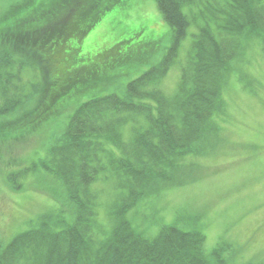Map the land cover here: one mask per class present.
Wrapping results in <instances>:
<instances>
[{
	"label": "trees",
	"instance_id": "obj_1",
	"mask_svg": "<svg viewBox=\"0 0 264 264\" xmlns=\"http://www.w3.org/2000/svg\"><path fill=\"white\" fill-rule=\"evenodd\" d=\"M88 1L9 0L3 3L8 9L3 4L0 9V145L5 147H0V166L16 171L7 176L18 172L22 182L38 172L39 179L34 178L30 188L27 184L22 187L23 192L33 189L49 201L44 213L24 215L16 221V232L9 223L7 239L0 240V264H236L231 244L223 242L209 251L205 248L202 225L196 224V219L185 222L181 216L174 224L160 225L156 235L145 237L131 228L125 217L129 210L151 205L161 194L189 184L185 160L204 152L200 144L206 147L202 138L216 127L213 118L222 110L220 91L233 63L248 39L257 38L264 45V5L261 0H154L170 28L172 41L167 53L118 92L97 96L88 94L94 88L90 71L63 78L61 66L58 77L55 73L44 76L48 60L39 55L53 54L52 47L42 51L40 41L59 37L64 21L78 13L73 11L75 6ZM92 1L96 0L89 4ZM123 5L124 1L119 3V7ZM189 13L195 14L193 24L198 31L181 69L178 91L169 99L158 84L186 36ZM76 52L78 48L62 49L57 55L70 67ZM33 61L35 66L29 64ZM25 66L41 67L49 85L42 90L48 97L47 106L39 108L30 125L23 127L14 122L28 113L23 100L27 94L20 89L17 77ZM28 93L37 94L34 89ZM65 115V126H54ZM131 115L143 117L148 127L135 135L136 145L126 153L112 134L119 123H127L121 117ZM54 127L57 131L44 139L41 154L29 159L30 166L11 161L14 148L31 138L44 137ZM107 145L114 150L104 164L101 155L108 153ZM106 171L117 180L119 198L109 209L110 227L102 229V239H97L93 230L95 196L89 187ZM0 174H4L1 169ZM7 183L12 190L21 189L16 180L12 183L8 178Z\"/></svg>",
	"mask_w": 264,
	"mask_h": 264
},
{
	"label": "rangeland",
	"instance_id": "obj_2",
	"mask_svg": "<svg viewBox=\"0 0 264 264\" xmlns=\"http://www.w3.org/2000/svg\"><path fill=\"white\" fill-rule=\"evenodd\" d=\"M8 1L1 0L0 9L3 5L8 9L3 4ZM89 1L75 6L73 11L78 13L64 21L59 37H53L46 43L40 41L39 48L42 51L44 48H53V54H39L48 60L44 76L55 73V77H58L56 74L61 66L64 68L63 78L66 74L73 78L90 71L95 89L89 95L114 94L160 62L171 46L170 28L160 17L154 0H118L117 3L114 0H96L90 4ZM122 1L124 5L119 7ZM260 2L264 5V0ZM195 14L189 13L186 36L176 47L165 76L158 84L169 99L178 91L181 69L188 53L193 50L192 36L198 31L193 24ZM198 21L199 17H196L195 23ZM254 39L250 42L247 40V46L237 62L233 63L232 73L222 86V110L220 108L221 113L213 118L216 127L202 138V141H207L204 148L200 144L204 152L190 159L186 157L189 184L161 194L151 205L139 206L127 212L125 218L131 223V228L145 237L156 235L160 225L174 224L181 216L185 222L196 219V224L202 225L200 229L205 235L204 245L208 251L225 242L235 249L230 253L234 263L264 264V45L257 38ZM73 48H78V52L73 57L75 62L69 67L57 53L62 49L69 51ZM26 59L30 60L28 57ZM29 64L35 66L36 61ZM75 67L78 69L71 73ZM25 68L20 70V77H17L20 89L27 94V99L23 100L28 104V110H25L28 113L21 116L20 121L14 122L23 127L30 125L39 108L47 106L45 102L48 97L43 96L42 90L49 85L41 67ZM36 83L39 85L36 86ZM60 83L63 85V82ZM33 89L37 92L36 96L28 93V90L31 92ZM35 104L37 106L33 108ZM121 118H126L127 123H119L112 135L122 142L127 153L129 147L136 145L135 135L144 132L148 125L143 117L131 115V118ZM66 120L65 115L54 126L60 129L65 126ZM56 127L49 128L44 137L31 138L14 148L11 161L19 165L24 163V167L30 166L29 159L37 152L41 154L39 150L44 146V139L55 133ZM0 147L5 149L2 145ZM105 149L108 153L101 155V160L108 164L107 155L114 148L107 145ZM116 154L119 155V151L116 150ZM8 168L0 166L4 173L0 174V240L7 239L9 223L13 232H16L19 229L16 221L20 222L24 215L44 213L45 207L49 205V201L35 190L23 192L25 189H16V192L3 182L10 178L12 183L16 180L17 188H25L26 184L30 188L34 178H38V172L33 178H27L28 182H22L18 172L7 176L9 172H16ZM116 181L106 171L99 174L89 187L95 196L97 216L94 218L93 230L97 239H102V229L108 230L110 227L109 209L119 198Z\"/></svg>",
	"mask_w": 264,
	"mask_h": 264
}]
</instances>
